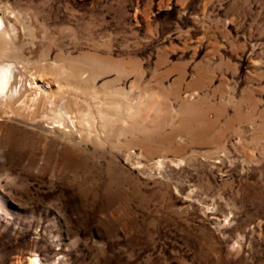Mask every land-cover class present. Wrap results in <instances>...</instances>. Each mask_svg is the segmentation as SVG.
<instances>
[{"label": "rangeland", "instance_id": "374dc122", "mask_svg": "<svg viewBox=\"0 0 264 264\" xmlns=\"http://www.w3.org/2000/svg\"><path fill=\"white\" fill-rule=\"evenodd\" d=\"M0 19V61L47 92L0 114V264H264V0Z\"/></svg>", "mask_w": 264, "mask_h": 264}, {"label": "bare ground", "instance_id": "6f19581e", "mask_svg": "<svg viewBox=\"0 0 264 264\" xmlns=\"http://www.w3.org/2000/svg\"><path fill=\"white\" fill-rule=\"evenodd\" d=\"M0 26H3L2 19H0ZM22 77L23 76H22L21 71H19L15 67L14 63L9 62V61L7 62L1 59L0 61V114L1 113L10 114V111L18 112L20 108H24L27 111L33 113L38 108V105L41 102V100H44L47 97L45 95L47 92L46 93L44 92L45 89H43V84L39 85L34 80L33 81L30 80L28 81V85H25V84L23 85ZM15 107H18V108L15 109ZM60 107L61 106L58 107V104L56 105L54 104L53 106H50L49 108H47L46 106V109L50 111H54V112H57V110H59V112L57 113L58 116L64 115V113H66V109L63 107L61 108ZM45 114L47 113H44V115ZM31 263L41 264L37 258H33L31 260Z\"/></svg>", "mask_w": 264, "mask_h": 264}]
</instances>
